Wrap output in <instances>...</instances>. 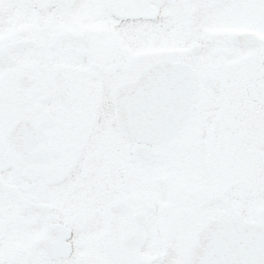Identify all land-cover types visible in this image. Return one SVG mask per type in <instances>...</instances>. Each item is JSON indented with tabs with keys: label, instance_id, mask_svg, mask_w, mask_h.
<instances>
[{
	"label": "snow or ice",
	"instance_id": "snow-or-ice-1",
	"mask_svg": "<svg viewBox=\"0 0 264 264\" xmlns=\"http://www.w3.org/2000/svg\"><path fill=\"white\" fill-rule=\"evenodd\" d=\"M0 264H264V0H0Z\"/></svg>",
	"mask_w": 264,
	"mask_h": 264
}]
</instances>
